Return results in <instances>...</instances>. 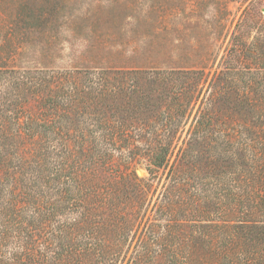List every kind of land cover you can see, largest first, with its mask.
Returning a JSON list of instances; mask_svg holds the SVG:
<instances>
[{
  "label": "trees",
  "instance_id": "trees-1",
  "mask_svg": "<svg viewBox=\"0 0 264 264\" xmlns=\"http://www.w3.org/2000/svg\"><path fill=\"white\" fill-rule=\"evenodd\" d=\"M59 1L0 0V58L52 13L54 43ZM97 8L66 14L92 49L120 26ZM229 43L210 78L1 65L0 264H264V13Z\"/></svg>",
  "mask_w": 264,
  "mask_h": 264
},
{
  "label": "rangeland",
  "instance_id": "rangeland-1",
  "mask_svg": "<svg viewBox=\"0 0 264 264\" xmlns=\"http://www.w3.org/2000/svg\"><path fill=\"white\" fill-rule=\"evenodd\" d=\"M33 2V0H28ZM37 0H34V4ZM65 5L53 43V13L46 18L45 31L33 37L28 28L21 27L25 41L23 46L1 59L0 67L20 69H71L135 67V68H202L208 78L219 65L229 47V39L244 10L264 13L262 0H60ZM48 2L53 6V0ZM116 2V3H115ZM61 3V4H62ZM34 6V5H33ZM119 14L116 41L105 42V47L91 48V39L73 34L66 14L76 17L86 15L87 7ZM0 17L3 14L0 13ZM37 16V23L41 18ZM115 19V20H116ZM82 20V21H81ZM84 29L94 20L81 19ZM104 26L101 30L104 34ZM48 31H47V30ZM50 29V30H49ZM89 34V32H88ZM3 35V34H2ZM0 34V42L2 41ZM115 35V33H114ZM108 36V35H105ZM13 37V35H12ZM39 37V38H38ZM38 39V40H37ZM48 42L45 43L44 40ZM92 49V50H91ZM1 53V52H0ZM92 54V55H91ZM191 117L181 132L188 129ZM140 180H146L148 172L144 165L130 168Z\"/></svg>",
  "mask_w": 264,
  "mask_h": 264
}]
</instances>
